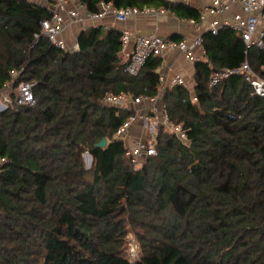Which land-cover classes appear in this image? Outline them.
<instances>
[{"label": "trees", "instance_id": "trees-1", "mask_svg": "<svg viewBox=\"0 0 264 264\" xmlns=\"http://www.w3.org/2000/svg\"><path fill=\"white\" fill-rule=\"evenodd\" d=\"M77 1L89 13L111 3L199 18L196 8L165 0ZM50 17L30 0H0V90L12 71L35 84L33 106L0 112V264H264V97L242 75L209 85L213 71L245 56L263 75L264 44L247 48L228 27L201 35L196 101L184 85L162 96L188 144L160 129L156 155L134 170L115 138L134 112L104 100L155 97L160 59L150 56L131 76L119 29L85 28L78 51H68L41 35ZM129 232L140 247L135 262Z\"/></svg>", "mask_w": 264, "mask_h": 264}, {"label": "built area", "instance_id": "built-area-1", "mask_svg": "<svg viewBox=\"0 0 264 264\" xmlns=\"http://www.w3.org/2000/svg\"><path fill=\"white\" fill-rule=\"evenodd\" d=\"M34 3L36 1L30 0ZM169 5L175 3L188 4L191 0H165ZM238 3L241 9L240 15H235L232 21H224L220 23L212 20L207 26L208 33L215 35L223 27H228L242 38L247 48H262L264 44V0H213V12L223 15L229 11L230 5ZM38 4V3H37ZM51 17L44 19L40 23L41 35H44L51 44L68 51H78L76 41L68 45L62 37L64 31L71 25H83L85 22L94 24L95 22L112 18L117 24L125 25L129 20L139 17L157 18L158 16L169 12L166 8L144 7L137 9L135 7H125L116 9L111 3H101L96 13H89L84 6L79 4L77 0H55L49 2L46 6ZM35 41L39 39V35H34ZM132 43L130 51L128 46ZM121 53H125V71L131 76H137L143 68L145 61L150 56L162 55L167 50L177 49L183 53L186 60L197 62L201 60V55L196 54V50H203L201 35L195 36L191 40L175 41L171 38L158 36L154 33L131 35L128 30L121 29ZM246 53V52H245ZM260 73L254 71L250 66L247 56L244 61L233 69H222L213 71L209 77V85L215 86L231 75H242L244 80L252 87L253 94L264 97V67ZM21 71H12V80L4 85L0 90V112L7 109H17L24 106H33L35 98L33 96L34 83L19 80ZM182 78L175 77L172 79V85H183ZM158 87V92L160 90ZM159 93L155 97L147 98L140 96L133 99L129 95L107 96L104 102L114 107H125L133 112L135 109L132 105L142 102H149L144 109H136V116L129 117L124 124L118 129L115 138L123 141L126 156L130 159L133 169L137 170L141 167L147 157L156 155L154 141L160 129L176 136L183 144H188L186 139V131L181 124H173L162 105V101H158ZM195 102V97L192 98ZM135 121L141 123L142 131L135 136L129 132ZM135 137V138H133ZM129 260L135 262L136 247L130 246Z\"/></svg>", "mask_w": 264, "mask_h": 264}, {"label": "crops", "instance_id": "crops-1", "mask_svg": "<svg viewBox=\"0 0 264 264\" xmlns=\"http://www.w3.org/2000/svg\"><path fill=\"white\" fill-rule=\"evenodd\" d=\"M44 2L43 0H36V3ZM213 0H191L188 6L194 7L199 11L198 20L194 19H183L177 17L172 11H169L165 14L158 16L157 18H148V17H139L129 20L125 25L117 24L112 18H106L104 20L95 22L94 24H90L89 22H85L83 25H71L68 29H66L62 35V37L66 40V43L69 45L76 41L79 33L88 28L90 26H104V27H114L121 31V29H126L129 31L131 35L137 34H148L154 33L158 36L170 38L171 36H178V41L181 40H191L197 35H203L208 33L207 26L210 21L217 20L221 24L224 21H232V18L235 15H240L241 9L238 3H233L230 5V9L223 15H218L213 12L212 7ZM47 3V2H46ZM44 2L43 6H47ZM178 4V3H175ZM180 4V3H179ZM183 4V3H181ZM264 24V12H263V20L261 22ZM222 29V28H221ZM176 41V40H175ZM132 47V43L128 46L127 51H130ZM123 59H126L125 53H121ZM196 54L201 55V60H205V51L204 48L201 51L200 49L196 50ZM160 59V66L157 70L159 73L160 79V90H159V98L158 101H162V96L167 87H172V79L175 77L182 78L184 82V86L188 88L190 92L191 98L194 97V63L186 60L183 53L174 50H167L162 55L153 56ZM149 102H142L137 105H130L133 109H144L149 104ZM136 109L134 115L136 116ZM142 131L141 123L139 121H135L129 132L134 134H139ZM136 132V133H135Z\"/></svg>", "mask_w": 264, "mask_h": 264}, {"label": "rangeland", "instance_id": "rangeland-1", "mask_svg": "<svg viewBox=\"0 0 264 264\" xmlns=\"http://www.w3.org/2000/svg\"><path fill=\"white\" fill-rule=\"evenodd\" d=\"M36 1V0H34ZM45 3H49L50 1L49 0H43ZM52 3L55 2V0H51ZM44 2H42L41 4L43 5ZM46 3V4H47ZM39 4V3H38ZM68 45H69V42H68ZM122 55V54H121ZM123 58V57H122ZM126 61V59H124ZM136 133V132H135ZM136 134H134L135 136ZM135 138V137H133ZM82 158H83V162H84V167L86 169L90 168L91 165H92V162L91 163H88L87 161L84 160V154L82 155ZM125 243H126V248H127V252H128V257L130 258L129 256V249H130V246H135L136 247V257L135 258H139L140 257V247H139V244L135 238V236L133 235L132 232H129L126 237H125Z\"/></svg>", "mask_w": 264, "mask_h": 264}, {"label": "water", "instance_id": "water-1", "mask_svg": "<svg viewBox=\"0 0 264 264\" xmlns=\"http://www.w3.org/2000/svg\"><path fill=\"white\" fill-rule=\"evenodd\" d=\"M107 145V140L103 138L99 143H97V147L104 148ZM84 160L87 161L88 163L92 162L91 156L86 152L84 153Z\"/></svg>", "mask_w": 264, "mask_h": 264}]
</instances>
